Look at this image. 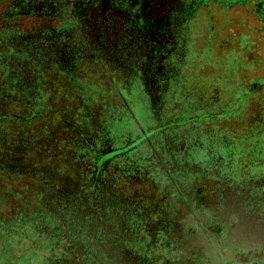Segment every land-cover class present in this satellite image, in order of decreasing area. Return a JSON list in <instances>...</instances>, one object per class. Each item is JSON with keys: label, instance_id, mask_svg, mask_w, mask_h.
Returning <instances> with one entry per match:
<instances>
[{"label": "flooded vegetation", "instance_id": "af4514ba", "mask_svg": "<svg viewBox=\"0 0 264 264\" xmlns=\"http://www.w3.org/2000/svg\"><path fill=\"white\" fill-rule=\"evenodd\" d=\"M231 14L264 28V0H0V264H264Z\"/></svg>", "mask_w": 264, "mask_h": 264}, {"label": "rangeland", "instance_id": "374dc122", "mask_svg": "<svg viewBox=\"0 0 264 264\" xmlns=\"http://www.w3.org/2000/svg\"><path fill=\"white\" fill-rule=\"evenodd\" d=\"M230 17L233 20L227 29L221 31V37L237 43L242 39L251 43L253 55L259 62L253 76L255 81L259 80L264 76V28L259 30L262 27L260 23L256 20L250 21L243 15L231 14ZM242 56L246 57V52Z\"/></svg>", "mask_w": 264, "mask_h": 264}]
</instances>
